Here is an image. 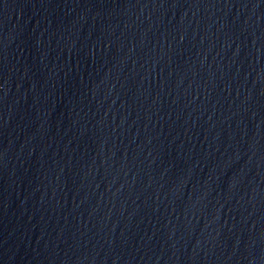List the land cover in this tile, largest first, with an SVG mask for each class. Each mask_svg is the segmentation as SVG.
<instances>
[{"label": "water", "instance_id": "obj_1", "mask_svg": "<svg viewBox=\"0 0 264 264\" xmlns=\"http://www.w3.org/2000/svg\"><path fill=\"white\" fill-rule=\"evenodd\" d=\"M0 264H264V0H0Z\"/></svg>", "mask_w": 264, "mask_h": 264}]
</instances>
